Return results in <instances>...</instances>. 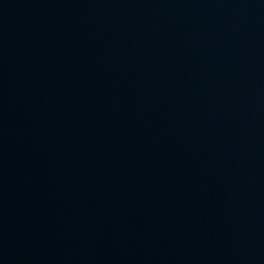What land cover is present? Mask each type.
I'll return each mask as SVG.
<instances>
[{"label": "water", "instance_id": "water-1", "mask_svg": "<svg viewBox=\"0 0 264 264\" xmlns=\"http://www.w3.org/2000/svg\"><path fill=\"white\" fill-rule=\"evenodd\" d=\"M264 99V0H230Z\"/></svg>", "mask_w": 264, "mask_h": 264}]
</instances>
